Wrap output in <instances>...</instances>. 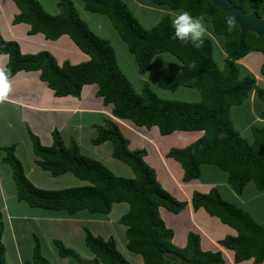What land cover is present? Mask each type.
<instances>
[{
    "label": "trees",
    "instance_id": "trees-1",
    "mask_svg": "<svg viewBox=\"0 0 264 264\" xmlns=\"http://www.w3.org/2000/svg\"><path fill=\"white\" fill-rule=\"evenodd\" d=\"M18 8L12 24L29 25L28 34L41 33L45 39L56 40L66 35L89 59L77 64L59 63L49 51L23 54L17 42L5 40L0 33V54L7 56L5 72L13 77L19 71H39V79L46 83L55 96L79 97L84 85L96 84V95L104 105L111 104V114L119 120H128L136 127L156 126L162 136L174 132H202L185 147L171 146L166 156L173 158L183 170V181L199 178L201 166L213 165L227 174V184L238 198L249 182L259 191L264 190V125L251 127L248 140L234 128L230 109L239 107L254 91L263 103L264 88L258 87L253 74L245 71L236 61L251 51L263 55L260 74L264 77V35L247 32L238 42V27L209 0H150L157 7L172 11H188L203 16L212 32L223 36L226 53L222 68L213 59V42L203 37L196 47L190 41L174 38L175 29L166 14L149 28L133 16L123 0H82L85 10L105 15L121 40L133 55L140 75L145 74L153 57L170 53L176 61L168 63V70L157 84L162 89L180 87L195 90L200 95L196 102H179L158 97L146 84L141 91L133 89L123 74L115 50L110 42L92 32L78 16L72 0H58L59 12L47 13L38 0H12ZM243 13L255 11L264 16V0H229ZM231 21V23H229ZM36 164L53 176L67 173L86 181L83 186L42 189L26 176L23 164L15 155L16 143L4 146L2 163L9 165L18 201L34 208L65 211L74 215L86 210L91 214H108L113 203H126L128 212L119 223L125 226L126 249L141 256L144 264H224L220 250H203L200 236L187 235V244L179 248L172 244L173 231L160 216V207L178 214L187 202L176 200L160 183L156 171L145 160V150L128 148L129 141L121 133L118 123L106 118L98 134L91 139L94 145L112 143V156L126 164L132 178L116 176L101 162L79 153L74 141L64 144L59 132H51L52 144L43 145L39 137L27 130ZM217 187L209 192H192L193 210L203 208L210 216L236 231L218 243L233 252V261L252 259L253 264H264V222L254 220L237 202L227 200ZM237 200V199H236ZM5 218L0 210V264L6 261L4 243ZM14 238V236H13ZM60 258L77 259L70 248L53 239ZM85 247L101 264H130L118 251L114 237L107 239L84 228ZM40 240L34 235L31 256L24 264H51L40 251Z\"/></svg>",
    "mask_w": 264,
    "mask_h": 264
},
{
    "label": "rangeland",
    "instance_id": "rangeland-1",
    "mask_svg": "<svg viewBox=\"0 0 264 264\" xmlns=\"http://www.w3.org/2000/svg\"><path fill=\"white\" fill-rule=\"evenodd\" d=\"M38 1L47 13L54 15L59 12L57 6L58 0ZM72 2L78 12V16L87 24L88 28L100 37L107 39L113 46L118 64L135 91L140 92L142 86L146 84L158 97L163 99H173L179 102H196L200 100V95L195 90L185 87L168 90L158 86L157 81L162 74L167 72L168 63L170 61H176L173 55L167 52L155 55L151 61L149 70L145 74L140 75L133 55L129 53L126 44L121 40L118 32L112 27L109 19L103 14L92 13L85 10L82 0H72ZM123 2L134 14L133 16L145 28L153 26L166 14L170 15L169 17L172 22L174 16L181 12V10L172 11L166 7L154 6L150 0H123ZM0 3L2 4V0H0ZM5 7L6 4L4 5V8ZM3 11L4 10L0 9L1 19ZM207 24L208 32L205 37L211 38L213 42V59L218 66L222 68L225 58V54L222 52L223 36L214 34L210 24ZM71 45L73 48L72 51H75L76 48H74V44ZM36 49L39 50V48ZM72 51H66V60L71 64H77L71 62L72 59L75 60V58L71 56ZM238 65L243 68V72L247 71L253 74L255 83L258 87H264V83L258 81L260 62L254 66L253 71L248 70L243 65ZM252 100L253 103L251 105H253L254 112L259 111L261 107L260 100L256 95ZM249 102L248 98L239 107L232 106L230 109V117L233 126L240 134L243 132L242 125L251 120V117L247 116L249 115ZM105 119L106 116L102 115L101 112L82 114V118H79L82 124H75V122L70 123L69 126L62 131V136H60L62 139L61 141L64 143L74 141L81 155L101 162L111 172L116 174V176L132 178L134 176L132 170L126 164L118 161L112 156V143L110 141H105L98 145L92 143L91 139L97 136L99 127L104 125L103 122ZM254 124L258 126L262 125L257 121ZM120 126L121 133L124 136L126 135V137H129L133 142L136 141V143L141 141L140 138H136L138 131H136V134L128 135L127 132H125L128 128H123L121 123ZM249 135L250 134L244 136V134H241L240 136L247 138ZM0 141L4 145L17 143L18 156L19 153H24L27 149V144L30 142L27 137L26 129L22 126L21 121L16 119L15 113H12L8 119L0 115ZM173 143L176 144L175 141H173ZM24 165L25 169L28 170L27 162H25ZM9 169L10 168H7L8 171ZM41 172L43 171H40V169L36 167L30 177V181L38 188L61 190L87 184L86 181H81L70 173L62 176H53L50 173H44L45 175L43 176ZM158 173L160 174L161 172ZM199 179L218 180L222 185V183L227 182V174L216 166L204 164L201 166ZM3 180H5V182L1 183L2 190L0 188V210L3 212L5 218L4 243L6 245L5 257L7 263L24 264V261L31 256L34 235H36L40 240V251L42 255L46 257L51 264H101L95 262L93 254L85 247L84 228H87L94 235L101 236L104 239L111 236L114 237L118 251L130 264H144L141 256L131 253L126 249V228L119 223L120 217L125 215L129 210V206L126 203H113L108 214H91L86 210H81L74 215H68L65 211L34 208L28 206L23 201H18L15 193H11L12 190L14 191L15 186L14 183L11 182V178L8 176ZM178 183L183 191L187 189L185 188V184L180 181H178ZM167 186H169V184ZM218 189L223 192L222 196L227 200L235 196L229 184H226V186L225 184L223 186L219 185ZM2 191L4 194L1 195ZM240 197L246 201L243 209L246 210L254 220L264 222V190L259 191L254 183L249 182L244 194ZM232 200L237 202L236 199ZM185 202L188 203L187 210L190 205L189 201L185 200ZM190 212L192 213V210ZM168 222L178 227L185 226V220L180 216ZM169 223L167 224L166 222L168 226ZM53 239L62 241L66 248H70L73 251L77 259L60 258L55 249Z\"/></svg>",
    "mask_w": 264,
    "mask_h": 264
},
{
    "label": "crops",
    "instance_id": "crops-1",
    "mask_svg": "<svg viewBox=\"0 0 264 264\" xmlns=\"http://www.w3.org/2000/svg\"><path fill=\"white\" fill-rule=\"evenodd\" d=\"M5 4L7 8H4ZM0 9L4 10L2 19L0 18V31L2 35L5 37V40L17 42L23 54H32L38 52L39 50H46L53 54L59 63L67 61L66 51H72L73 48L71 47V44H74L68 36L61 35L56 40H48L45 39L41 33L29 35V25L24 23H19L16 25L12 24L14 15H16L19 11L12 0H2V4L0 3ZM36 48H39V50ZM74 48L76 49L75 51H72L73 53L71 52V56L72 58H75V60L72 59V63H78L89 59V57L81 52L75 45ZM222 52L226 57L224 48ZM260 53L261 52L259 51H251L245 57L236 62L237 64L243 65L248 70L253 71L254 66L259 62L262 63L263 61V55ZM7 61V56L0 54V69H5ZM258 75V81L264 83V77L259 73ZM9 83L10 90L6 94V97L0 101V115H2L3 118L8 119L12 113H15L16 119L21 121L22 126L26 129V133L27 130H29L33 134L37 135L43 145L48 146L52 144L53 140L51 132L54 129H56L59 132V135L62 136V131L66 129L70 123L75 122V124H82L79 121V118H82V114L101 112L102 115L106 116V118L112 117L117 122H120L123 128H128L125 131L128 135L136 134V131H138L139 135L137 134L136 138L141 139V141L138 142L139 144L136 143V141L133 142L130 140L129 137H126V135H123L129 141L128 148L130 150L142 148L145 150V162L156 171V175L160 183L168 190L169 193L172 194L176 200H187L189 201L190 205L192 192L200 191L205 193L209 192L213 187L218 188L219 185L223 186L225 184L226 186L227 184V182H224L221 185V182L218 180H201L199 178H195L189 182H184L182 180L183 170L180 164L177 163L173 158L166 156V152L171 146L179 145L175 147H185L197 139L202 134V132H174L171 133L172 135L169 134L163 137L159 134L160 132L156 126L147 129L145 127H136L128 120H119L118 118H115L111 115L112 105H104L102 98L96 95L97 85L95 84L84 85L79 97H61L55 96L53 91L47 87L46 83L39 79V71H19L13 77L9 78ZM254 97V91H252L249 96V115H247L251 117V120L248 121V123L242 125L243 132H241V134H244V136L250 134L249 137H247L249 140L252 138L251 127L255 125L254 123L257 121L264 125V119L261 117L263 103L260 101V110L258 109L259 111L254 112L253 105H251L253 103L252 99H254ZM252 116L254 117L255 121ZM103 123H105V121ZM120 123L119 127L121 129ZM173 141H175L176 144L173 143ZM66 143L68 144L69 142ZM4 146H8V144L4 145L0 141L1 190V183L5 182V180H3L4 178L9 176V178H11V182L14 183L11 176V169H9V171L7 170V168H10L9 165L2 163L4 152L1 150V148ZM17 149L18 148L16 147L15 155L23 164L25 174L29 180H31V174L34 172L36 167H38L40 171H43L41 172V175L44 176V173L49 174L48 171L42 170L36 164V158L32 152L31 142L27 144V149L25 152L19 153V156ZM25 162L28 164V170L25 169ZM158 172L161 173L159 174ZM178 181L185 184V188H187L185 191L182 190ZM166 183H168L169 186H167L168 184ZM11 193H14V191L12 190ZM2 194H4L3 191L1 192V195ZM233 195L235 194L233 193ZM233 197L234 198L230 197L228 200L234 202L232 199H237V206L242 208L245 206L246 201L243 198L240 196L238 198H235V196ZM186 208L178 214H173V212H170L162 207L159 209L161 216L164 218L167 224L169 223V220H174L175 217L179 216L185 220V226L182 227H178L169 223V227L172 228L175 234L173 238V243L175 245L180 248L184 247L187 242L188 233L193 231L199 234L202 249L221 251L224 258V264H253L252 259L235 263L233 261L234 251L224 248L218 243V241L223 239L226 235L236 236L237 233L235 230L230 228V226L223 224L218 218L210 216L203 208H199L196 211L193 210L191 205L187 210ZM191 210L192 213L190 212Z\"/></svg>",
    "mask_w": 264,
    "mask_h": 264
},
{
    "label": "clouds",
    "instance_id": "clouds-1",
    "mask_svg": "<svg viewBox=\"0 0 264 264\" xmlns=\"http://www.w3.org/2000/svg\"><path fill=\"white\" fill-rule=\"evenodd\" d=\"M231 23V21H229ZM172 26L175 29L174 38L179 39L181 41L185 42H191L196 47H199L203 43V37L208 32V24L206 22V19L203 16H193L188 11H181L177 13L174 18L172 19ZM9 77L10 72H5L3 69H0V101H2L5 97L8 91L10 90V83H9ZM90 85V84H89ZM96 85V84H95ZM83 88V87H82ZM108 105V104H107ZM112 108V107H111ZM112 115V114H111ZM113 116V115H112ZM114 117V116H113ZM116 118V117H115ZM111 119L118 123L116 120H114L112 117ZM119 126V123H118ZM188 204V203H187ZM187 207V206H186ZM185 207V208H186ZM161 208V207H160ZM163 208V207H162ZM184 208V209H185ZM165 209V208H164ZM183 209V210H184ZM196 211V210H195ZM182 212V211H181ZM161 216V214H160ZM162 217V216H161ZM164 220V218L162 217ZM165 222V220H164ZM166 224V222H165ZM166 226H168L166 224ZM169 227V226H168ZM171 228V227H169ZM172 229V228H171ZM173 231V230H172ZM193 232V231H190ZM174 231H173V238H174ZM172 238V244L174 246H177L173 243ZM187 244V242H186ZM201 245V244H200ZM186 246V245H185ZM184 246V247H185ZM178 247V246H177ZM182 247V248H184ZM180 248V247H179ZM202 248V247H201ZM204 250V249H203ZM221 252V251H220ZM223 257V255H222ZM224 259V258H223Z\"/></svg>",
    "mask_w": 264,
    "mask_h": 264
},
{
    "label": "water",
    "instance_id": "water-1",
    "mask_svg": "<svg viewBox=\"0 0 264 264\" xmlns=\"http://www.w3.org/2000/svg\"><path fill=\"white\" fill-rule=\"evenodd\" d=\"M227 15V19L233 21L238 27V42H240L247 32L257 36L264 35V16L259 17L255 11L246 14L238 6L229 0H209Z\"/></svg>",
    "mask_w": 264,
    "mask_h": 264
}]
</instances>
